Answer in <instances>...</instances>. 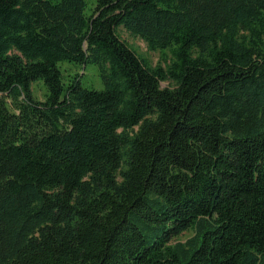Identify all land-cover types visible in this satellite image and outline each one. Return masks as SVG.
<instances>
[{"label":"trees","instance_id":"16d2710c","mask_svg":"<svg viewBox=\"0 0 264 264\" xmlns=\"http://www.w3.org/2000/svg\"><path fill=\"white\" fill-rule=\"evenodd\" d=\"M0 264H264V0H0Z\"/></svg>","mask_w":264,"mask_h":264},{"label":"rangeland","instance_id":"374dc122","mask_svg":"<svg viewBox=\"0 0 264 264\" xmlns=\"http://www.w3.org/2000/svg\"><path fill=\"white\" fill-rule=\"evenodd\" d=\"M87 1V11L94 5V0H86ZM120 38L131 48L133 49L137 55L145 59L150 65L155 66L158 63H162V57H165L167 60L170 59V52L165 51L164 56H162V52L159 50H150L145 41L138 36H134L126 31L123 27H119L117 30ZM60 68L62 73L65 75L67 73L80 74V81L82 86L84 87H95L102 88L101 78L99 76V71L97 66L93 64H87L85 66L73 65L68 62H64L60 64ZM66 68H69V71H66ZM162 88L171 86L169 82L162 81L160 83ZM34 95L42 100L44 98L45 87L42 82H36L32 85ZM192 233L185 232L178 237V240L184 241L188 238Z\"/></svg>","mask_w":264,"mask_h":264}]
</instances>
